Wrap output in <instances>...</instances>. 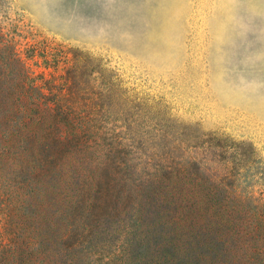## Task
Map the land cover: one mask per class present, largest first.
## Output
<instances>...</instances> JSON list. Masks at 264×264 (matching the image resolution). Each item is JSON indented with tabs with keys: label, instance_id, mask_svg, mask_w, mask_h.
I'll return each mask as SVG.
<instances>
[{
	"label": "trees",
	"instance_id": "16d2710c",
	"mask_svg": "<svg viewBox=\"0 0 264 264\" xmlns=\"http://www.w3.org/2000/svg\"><path fill=\"white\" fill-rule=\"evenodd\" d=\"M36 50L0 27V264H264V211L231 159L225 178L153 163L104 120L88 54Z\"/></svg>",
	"mask_w": 264,
	"mask_h": 264
},
{
	"label": "rangeland",
	"instance_id": "374dc122",
	"mask_svg": "<svg viewBox=\"0 0 264 264\" xmlns=\"http://www.w3.org/2000/svg\"><path fill=\"white\" fill-rule=\"evenodd\" d=\"M0 27L24 54H88L117 133L210 177L231 159L232 183L264 211V0H0Z\"/></svg>",
	"mask_w": 264,
	"mask_h": 264
}]
</instances>
